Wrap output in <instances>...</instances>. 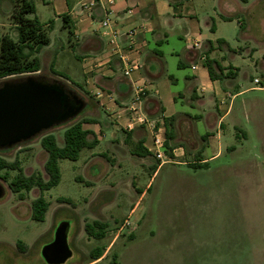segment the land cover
I'll use <instances>...</instances> for the list:
<instances>
[{"label":"rangeland","instance_id":"1","mask_svg":"<svg viewBox=\"0 0 264 264\" xmlns=\"http://www.w3.org/2000/svg\"><path fill=\"white\" fill-rule=\"evenodd\" d=\"M17 1L0 0V39L4 35L16 39L12 15L15 4L20 6ZM30 1L41 23L52 19L49 6L41 0ZM173 1L177 11L155 21L160 26L151 39L150 50L153 57L158 56L153 52L159 56L153 65L157 68L159 60L178 80L174 90L185 93L184 76L192 77L190 42L198 39L201 47L209 43L217 46V40L225 42L210 59L236 72L232 79H222L223 87L247 90L234 100L232 113L223 123V139L232 148L206 167L171 163L154 177V170H144L139 158L128 156L115 173L113 191L106 193L99 186L93 188L96 172L84 150L78 161L59 162L60 182L44 193L49 207L43 222L31 219V203L39 191L33 189L21 200L9 189L18 172H2L5 179L0 178V185L5 194L0 199V264H46L41 249L53 241L55 229L64 221L70 225L68 242L73 252L65 264H88L92 261L90 253L97 248L103 258L95 264H264V0ZM47 32L55 49H67V32L61 33L57 24ZM156 39L162 42L156 43ZM47 63L45 59L40 76L48 81L60 80L79 91L54 75ZM20 77L25 76L12 78ZM255 78L260 85L253 83ZM191 103L186 96L179 99L178 107L191 115V132L199 143L212 122L202 111L190 109ZM70 123L43 134L52 133L62 147L63 133ZM212 132L216 133L214 129ZM43 134L0 155L8 162L18 159L25 175L41 173L47 179L46 153L40 145ZM182 145L185 155L178 157L180 161L199 155L195 145ZM148 162L158 165L154 158ZM103 168L106 171L108 166ZM236 171L243 172L244 177L234 176ZM187 200L193 204L185 206ZM94 222L107 226L102 240L89 238L85 232V225ZM18 242L23 251L18 250Z\"/></svg>","mask_w":264,"mask_h":264},{"label":"crops","instance_id":"2","mask_svg":"<svg viewBox=\"0 0 264 264\" xmlns=\"http://www.w3.org/2000/svg\"><path fill=\"white\" fill-rule=\"evenodd\" d=\"M87 1L41 0V4L51 8L52 19H49L47 23H41L38 16H36V7L35 17L41 24H45L44 28L46 30L48 28L52 30L57 24L61 33L67 32L65 33L67 35V49L64 46L60 49H55L52 46L50 33L47 32L50 40L49 44L41 49L37 57L40 60L41 68L45 59L48 60L47 64L50 70L52 67L56 72L65 75V80L68 84L75 87L79 86V88H76L80 91L78 92L81 98L86 99L87 106L78 119L92 120V123L84 124L83 128L93 132V139L96 142L93 148L84 149L88 151L86 156L91 158V169L94 173L96 172V175L93 176V188L99 186L104 193L113 191L116 185L114 181L115 173L117 169H122L123 162L128 159V156L139 158L144 170L148 168L154 170L153 177L160 168L171 163L186 166H189V164L208 166L211 162L220 159L225 150L228 151L232 148L227 143V139H223L224 131L222 128L224 120L232 113L234 100L247 91L243 90L241 86H237L239 89L235 88L233 91L223 87L222 79L228 76L232 79L236 72L233 69L228 71L222 63L218 64L224 69L223 78L215 81L210 79L208 69L200 58L204 55L206 59H210V55L220 47L209 43L207 45L202 44L200 52L191 51L189 68L192 77L188 79L184 76L185 84L187 83L185 93H180L174 90V85H176L178 80L167 73V70L159 60L158 67H154L153 64L157 60L155 57H158L159 53L153 52V54L158 55L153 57L150 50L151 39L156 36L157 26H160L155 21H159V17L175 13L177 11V3L173 0H114L112 18L118 26L130 28L144 21L148 22L150 26L149 32L138 37L139 42L144 41L146 43L141 53L142 67L128 79L122 74V66L119 59L117 57H107L104 42L101 41L96 33L99 20L103 16L101 6L98 5L93 14L90 15L82 9V4ZM101 1L106 2V0ZM128 10H132V13L128 14ZM64 16H67L68 23L65 26L69 28L64 27ZM220 17L224 18L223 16ZM210 30L214 31V27L211 26ZM161 42L156 39V43ZM125 45L123 43L122 47H125ZM209 47L212 49L209 50ZM179 66L184 67L182 64ZM130 80L135 82V84L147 87L148 94L144 100L146 112L151 118L164 123L165 137L166 120H170V124H172L170 126L172 139L168 140V145L173 148V157L167 163L159 165L156 160L157 166L149 163L148 159L154 158L149 152L151 147L149 134L140 127H135L131 130L125 127L127 114H124V106L133 97ZM228 85L232 87L233 83L228 82ZM98 90L104 92L103 97L96 95ZM186 96H189L192 101L190 109L202 111L207 121L212 122V125H210L211 129L207 133L208 137L205 140H201L202 148L200 147L201 142L198 143L191 132L189 120L191 115L181 111L178 107L179 99H184ZM90 100H92V103ZM101 113H103L102 115H104L105 119L102 118ZM212 129L216 133H213ZM177 142L181 143V146H173ZM185 142H188L191 147L195 145V148L199 149L200 152L192 160L180 161L178 157L183 158L185 155L184 146L182 145ZM84 150L81 151L80 156ZM144 150H147L150 155H137L138 152ZM186 156L190 158V152H187ZM175 160L179 161L175 162ZM107 161L109 164H106ZM106 165L108 169L104 171L103 167ZM234 176L244 177V173L236 171ZM192 204L191 200L184 202L185 206H191ZM132 212L133 210L130 214ZM115 234L118 236L120 233ZM102 258L103 256L88 264H95Z\"/></svg>","mask_w":264,"mask_h":264},{"label":"trees","instance_id":"3","mask_svg":"<svg viewBox=\"0 0 264 264\" xmlns=\"http://www.w3.org/2000/svg\"><path fill=\"white\" fill-rule=\"evenodd\" d=\"M17 2H19L20 6L15 4L12 15L15 24L16 39L14 40L8 35H4L0 39V83L12 77L29 75H37V77L45 79L43 76L39 75L41 64L37 57L41 49L47 46L50 41L47 30L44 28L45 24H41L35 17V5L32 1L18 0ZM17 7H19L18 10ZM31 15L33 16L32 18H30ZM63 21L64 27L69 28L65 26V24H68L67 16L63 17ZM223 44H225L223 40H217L218 47ZM209 48V50L212 49L211 47ZM204 65L208 69L212 81L223 78L222 73L224 69L217 62L207 58ZM51 72L57 77L66 78L64 74L56 72L52 67ZM62 83L77 93L73 87H70L65 82ZM76 87L79 88V86ZM77 94L81 97L79 92ZM82 113L66 127L63 133L62 147L57 145L56 138L52 133L42 135L40 145L46 153L44 172L47 179H44L41 173H32L28 176L25 175L18 159H15L13 162H8L0 155V178L5 179V177L1 175L2 172H18L17 176L9 183V189L13 193L18 194L20 199L23 200L25 193H29L33 189L39 191L38 197L31 203V219L36 222L44 221L49 207L44 193L56 187L60 182L61 172L59 162L61 160L77 161L82 150L91 149L96 144L95 139H93V132L83 128L84 124L92 123V120L78 119ZM170 126H172L170 120H166V154L169 158H172L173 148L168 145V140L172 139ZM207 137L208 134L202 138L205 140ZM11 150L4 152H9ZM137 155L144 156L150 155V153L144 150L138 152ZM189 166L193 168L206 167L200 164H189ZM60 201L70 203L67 199H60ZM106 228V225L94 222L93 224L85 225V232L89 237L102 240ZM17 248L23 251L24 247L21 242L17 243ZM101 254V249L97 248L90 253V258L92 261H95L101 257Z\"/></svg>","mask_w":264,"mask_h":264},{"label":"water","instance_id":"4","mask_svg":"<svg viewBox=\"0 0 264 264\" xmlns=\"http://www.w3.org/2000/svg\"><path fill=\"white\" fill-rule=\"evenodd\" d=\"M87 104L58 80L37 76L7 79L0 83V152L32 141L41 134L75 120ZM5 191L0 185V199ZM70 225L64 221L53 241L41 249L46 264H65L73 252L68 242Z\"/></svg>","mask_w":264,"mask_h":264},{"label":"built area","instance_id":"5","mask_svg":"<svg viewBox=\"0 0 264 264\" xmlns=\"http://www.w3.org/2000/svg\"><path fill=\"white\" fill-rule=\"evenodd\" d=\"M98 5L102 8L103 16L99 20L96 33L101 41L104 42L107 57H117L121 62L123 76L130 79L132 74L139 71L142 67L141 53L146 43L144 41L139 42L138 37L150 31L149 23L144 21L130 28L118 26L112 18L114 0H106V2H102L101 0H88L82 4V9L92 15ZM127 13L131 14L132 10H128ZM123 43L126 44L125 47H122ZM189 48L191 51L200 49L201 42L195 39L190 42ZM200 60L205 62L206 57L203 55ZM130 81L133 89V97L124 106V114H127L125 127L129 130L135 127L146 130L151 138L149 152L158 161L159 165L167 163L170 158L167 159L166 154L164 123H160L151 118L146 112L144 100L148 94L147 87L145 85L135 84L132 80ZM253 83L260 85L259 78H255ZM96 95L103 97L104 92L98 90Z\"/></svg>","mask_w":264,"mask_h":264}]
</instances>
